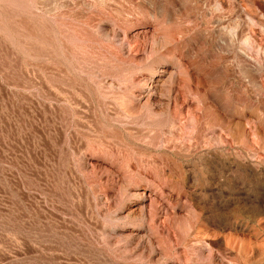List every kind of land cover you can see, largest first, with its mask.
Returning <instances> with one entry per match:
<instances>
[{"label":"rangeland","instance_id":"rangeland-1","mask_svg":"<svg viewBox=\"0 0 264 264\" xmlns=\"http://www.w3.org/2000/svg\"><path fill=\"white\" fill-rule=\"evenodd\" d=\"M0 264H264V0H0Z\"/></svg>","mask_w":264,"mask_h":264}]
</instances>
